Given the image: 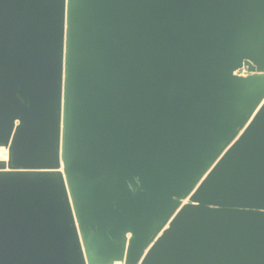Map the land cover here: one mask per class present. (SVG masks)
<instances>
[{"label": "water", "instance_id": "water-1", "mask_svg": "<svg viewBox=\"0 0 264 264\" xmlns=\"http://www.w3.org/2000/svg\"><path fill=\"white\" fill-rule=\"evenodd\" d=\"M0 264H264V0H0Z\"/></svg>", "mask_w": 264, "mask_h": 264}, {"label": "bare ground", "instance_id": "bare-ground-1", "mask_svg": "<svg viewBox=\"0 0 264 264\" xmlns=\"http://www.w3.org/2000/svg\"><path fill=\"white\" fill-rule=\"evenodd\" d=\"M9 152L4 146L0 147V160L8 159ZM114 264H124L122 261H116Z\"/></svg>", "mask_w": 264, "mask_h": 264}, {"label": "built area", "instance_id": "built-area-1", "mask_svg": "<svg viewBox=\"0 0 264 264\" xmlns=\"http://www.w3.org/2000/svg\"><path fill=\"white\" fill-rule=\"evenodd\" d=\"M5 147V146H4ZM6 148V147H5ZM7 149V148H6Z\"/></svg>", "mask_w": 264, "mask_h": 264}]
</instances>
